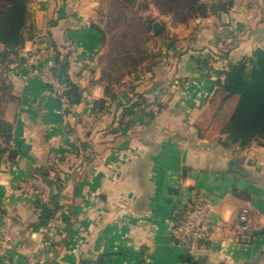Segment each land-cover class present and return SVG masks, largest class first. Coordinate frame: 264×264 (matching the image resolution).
Returning <instances> with one entry per match:
<instances>
[{
    "label": "crops",
    "instance_id": "0c3cea01",
    "mask_svg": "<svg viewBox=\"0 0 264 264\" xmlns=\"http://www.w3.org/2000/svg\"><path fill=\"white\" fill-rule=\"evenodd\" d=\"M232 1L166 38L147 70L109 84L97 1L29 0L18 58L4 59L0 43V264H193L173 229L199 195L222 228L192 259L264 264V144L224 143L238 95L221 86L232 65L264 49V0ZM57 54L80 102L65 104L44 79ZM44 206L66 209L52 234L56 211L45 223ZM245 209L259 226L252 235L234 228Z\"/></svg>",
    "mask_w": 264,
    "mask_h": 264
},
{
    "label": "trees",
    "instance_id": "16d2710c",
    "mask_svg": "<svg viewBox=\"0 0 264 264\" xmlns=\"http://www.w3.org/2000/svg\"><path fill=\"white\" fill-rule=\"evenodd\" d=\"M128 1L134 3L136 0H126V2ZM150 4H153L163 14L172 16L175 21L188 23L193 19L206 17L219 10L227 11L233 5V1L221 0L212 6L201 0H151ZM28 19L29 0H0V43L5 47L2 54L4 59H11L9 50H20L24 46ZM95 28L105 40L106 34L103 29L98 25ZM153 28V22H150V32ZM60 57V54H57L59 66L51 68V71L69 87L67 97L70 101L80 102V88L68 72L70 65ZM2 61L4 62L3 59ZM139 61L137 58L132 60L135 65L140 64ZM221 86L226 91L238 95V102L222 130L228 135L227 141L224 143L226 145L239 144L245 147L253 141L259 140L264 144V49L257 48L250 58H245L232 65L226 72L225 81ZM141 99H143L141 95L135 96L131 106L126 108V113L138 105V101ZM149 103L143 101V104L148 105ZM59 207L52 210L50 207L44 206L43 219L45 223ZM181 259L184 261L185 256H182Z\"/></svg>",
    "mask_w": 264,
    "mask_h": 264
},
{
    "label": "rangeland",
    "instance_id": "374dc122",
    "mask_svg": "<svg viewBox=\"0 0 264 264\" xmlns=\"http://www.w3.org/2000/svg\"><path fill=\"white\" fill-rule=\"evenodd\" d=\"M95 1L97 6L91 18L94 24L103 29L106 34L99 57V66L103 80L109 84L118 83L117 81L123 79L128 73L132 75L131 77H136L138 71L147 70L161 58L158 53L164 40L177 37V34H181L186 29V25L192 22V20L188 23L175 21L172 16L163 14L150 4L151 0H136L134 3L126 2V0ZM157 21L163 25V29L157 33L153 30L150 32V22H153L154 26ZM135 58L140 60V64L135 65L132 62ZM167 100L163 98L162 101ZM211 111L212 109L207 115ZM215 112V114L218 113L216 109ZM205 118L209 120L211 117L205 116ZM5 145L7 147L6 143Z\"/></svg>",
    "mask_w": 264,
    "mask_h": 264
},
{
    "label": "built area",
    "instance_id": "2783aa9c",
    "mask_svg": "<svg viewBox=\"0 0 264 264\" xmlns=\"http://www.w3.org/2000/svg\"><path fill=\"white\" fill-rule=\"evenodd\" d=\"M203 3H211L213 0H201ZM10 58L16 60L20 50H9ZM3 71V61L0 59V73ZM45 81L49 84L54 95L68 104L67 91L69 87L61 82L52 71L43 73ZM178 86L170 84L164 91V98L170 99L177 91ZM161 99L158 100V102ZM160 103V102H159ZM159 103L148 105V110L157 113ZM0 146L6 147L4 139L0 136ZM63 213H66L65 207L56 210L49 224V234L54 233L63 223ZM222 228L219 221L213 216L208 207L207 197L199 195L194 201L188 204L182 210V217L177 226L173 229L175 242L181 248L182 253L189 254L195 251L205 240L210 239L213 232ZM234 228L239 234L252 235L259 226L251 218L250 212L245 209L234 221Z\"/></svg>",
    "mask_w": 264,
    "mask_h": 264
},
{
    "label": "water",
    "instance_id": "95a60500",
    "mask_svg": "<svg viewBox=\"0 0 264 264\" xmlns=\"http://www.w3.org/2000/svg\"><path fill=\"white\" fill-rule=\"evenodd\" d=\"M153 27H154L153 31L156 33L160 31L161 29H163V25L159 21L155 22ZM185 261L189 263L192 262L193 264H208L206 258H200L199 260H193L191 255H188ZM179 264H184V262H180Z\"/></svg>",
    "mask_w": 264,
    "mask_h": 264
}]
</instances>
